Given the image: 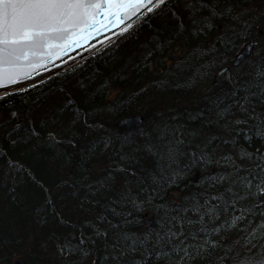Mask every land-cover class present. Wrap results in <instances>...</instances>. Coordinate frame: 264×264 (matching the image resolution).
Masks as SVG:
<instances>
[{"label":"snow or ice","instance_id":"obj_1","mask_svg":"<svg viewBox=\"0 0 264 264\" xmlns=\"http://www.w3.org/2000/svg\"><path fill=\"white\" fill-rule=\"evenodd\" d=\"M241 15L236 11V0H0V89L29 80L36 69L116 28L120 30L117 39L128 40L136 37L145 25L150 27L154 19L168 16L176 21L178 30L200 36L214 29L217 19L240 20ZM244 26L251 27L246 21ZM155 47L158 45L153 44L145 53L147 58L153 56ZM216 75L229 87H221L209 97L206 110L189 116L203 121L201 131L186 132L180 124H156L154 134L147 130L140 133L143 143L137 144L133 152L124 151L129 146L125 140L119 159L106 166V175L84 185L88 197H97L102 192H117L114 186L118 175L130 177L123 180L118 195L105 205L107 212L123 217V224H113L105 212L96 213V222L83 221L84 226L93 229L91 233L81 228L79 236L70 234L54 242L57 256L68 264H83L89 257L92 264H193L194 260L208 259L221 247L214 236L225 225L234 229L239 222L247 220V225L240 229L245 235L226 248L223 256H217L215 264H264V149L252 147L256 140L264 144V64L250 77L236 78L223 67ZM203 78L199 71H193L185 86L194 87ZM110 86V82H105L103 89ZM11 95L5 90L0 94V101L7 103ZM73 103L69 98L68 106ZM5 121L13 124L17 135L26 123L18 111L0 112V123ZM73 123L79 121L74 117ZM87 126L94 128V125ZM204 128L216 131L196 142ZM101 130H104L102 125ZM31 135L39 137L34 125ZM8 139L14 144L20 142L11 134ZM48 139L73 150L64 153L69 161L80 155L81 166L96 151L106 152L114 144L112 134L84 147L75 132L63 137L50 132ZM21 141L27 142V139L21 137ZM217 142L231 151L217 157L213 150ZM138 152L152 158V167L141 166L139 170L133 167L140 164V158L135 155ZM201 165L205 169L220 166L219 171L205 178V183L215 191L194 196L183 205H156L155 226H150L142 214L145 205L155 204L153 193L158 195L185 172L190 173ZM73 177L74 172H70L64 183L76 189L78 196ZM133 180L139 185V191L134 190ZM146 184L153 193L141 197L140 192H147ZM86 202L92 203V200L86 197ZM117 205L140 213V224L145 230L129 231L126 226L136 218L131 211L119 212ZM228 216L230 220L217 225ZM256 217L260 219L257 221ZM105 222L109 227L101 229L99 224ZM99 238L104 241L102 250L96 248ZM42 246L46 247V242Z\"/></svg>","mask_w":264,"mask_h":264},{"label":"trees","instance_id":"obj_2","mask_svg":"<svg viewBox=\"0 0 264 264\" xmlns=\"http://www.w3.org/2000/svg\"><path fill=\"white\" fill-rule=\"evenodd\" d=\"M236 11L242 14L240 20L217 19L216 27L200 36L178 30L176 21L168 16L154 19L151 26L145 25L136 37L117 39L79 65L23 92H12L7 103L0 101V112L18 111L26 121L24 129L18 130L19 135L13 132L12 123H0V264H12L16 260L20 264H68L55 253L53 245L57 239L70 234L79 236L81 228L91 233L93 229L84 226L83 221L96 222L99 212H105L113 224H123V217L113 216L105 205L118 195L123 180L131 178L118 175L114 186L117 192H102L97 197H88L84 185L106 175V166L119 159L125 140L129 146L124 151L133 152L137 144L143 143L140 133L147 130L154 134L156 124H180L185 126L186 132L201 131L203 121L189 119V116L206 110L208 98L221 87H229L216 75L222 67H228L234 77L240 78L250 77L264 64V0H236ZM245 21L251 27L245 28ZM249 42H253L252 54L239 67H234L237 54ZM153 44L158 47L153 49L154 54L149 59L145 53ZM193 71H199L204 78L194 87L185 86ZM105 82L111 85L106 90L103 89ZM69 98L74 101L70 106ZM133 114H140L143 123L130 131L122 129L121 119ZM74 117L79 123H73ZM85 120L94 128H89ZM33 125L39 137L31 135ZM215 131V128H204L196 142ZM50 132L60 137L75 132L82 147L112 134L114 144L106 152L96 151L81 166L80 155L70 161L66 159L64 153L73 150L66 144L52 143L48 139ZM9 134L20 142L12 143ZM21 137L27 142L21 141ZM252 147L264 149V144L256 140ZM213 150L217 157L231 151L218 142ZM135 155L140 158V164L133 166L137 170L141 166L152 167L151 157L143 152ZM219 170V165L206 169L203 165L194 167L171 186L161 189L158 195L146 184L147 192L139 194L144 197L153 193L155 204L145 205L142 218L147 221L150 213L151 226H155L156 205H183L194 196L215 191L205 183V178ZM70 172H74L78 196L76 189L64 183ZM140 174L147 175L146 172ZM133 187L139 191L134 180ZM86 197L92 203H87ZM116 207L122 213L131 211L136 218L126 226L129 231L145 230L140 224V213L120 205ZM259 219L256 217L257 221ZM225 220H230V216L223 217L217 225L224 224ZM247 223V220L239 222L234 229L225 225L221 233L214 236L221 247L208 259H197L193 264H212L217 256H223L226 248L245 235L240 229ZM99 227L104 229L109 225L105 222ZM111 235L110 229L109 238ZM42 242H46V247ZM103 243L102 238L97 239L96 248L102 250ZM83 264H92L91 257Z\"/></svg>","mask_w":264,"mask_h":264},{"label":"water","instance_id":"obj_3","mask_svg":"<svg viewBox=\"0 0 264 264\" xmlns=\"http://www.w3.org/2000/svg\"><path fill=\"white\" fill-rule=\"evenodd\" d=\"M119 31L120 30L116 28L92 38L84 46L70 50V52L67 53L66 55H63L61 59L48 63L45 67L36 69L29 80L22 81L17 86H8L7 89H0V94H2L5 90L12 93V92H17L18 88H23V89L31 88L47 80L50 77L62 73L63 71L69 69L70 67L79 64L80 62L84 61L86 58L94 55L95 53L102 50L104 47L115 42L117 40V35ZM252 51H253V42H249L238 53L235 64H240L246 61L252 54ZM142 123H143V117L140 114H133L121 119L119 125L122 129L130 131L139 127ZM148 218H150V215H148ZM17 261L20 264V261L19 260ZM17 261H15L14 264H17Z\"/></svg>","mask_w":264,"mask_h":264},{"label":"bare ground","instance_id":"obj_4","mask_svg":"<svg viewBox=\"0 0 264 264\" xmlns=\"http://www.w3.org/2000/svg\"><path fill=\"white\" fill-rule=\"evenodd\" d=\"M240 51H241V50H240ZM94 55H95V54H94ZM237 55H238V54H237ZM236 57H237V56H236ZM235 61H236V59H235L234 62H233V66L236 65V64H235ZM223 68H227V69H228V67H223ZM219 71H220V70H219ZM219 71H218V72H219ZM25 90H26V89H25ZM148 215H150V218H148ZM149 219H150V220H149ZM147 222H148V223L150 222V223H149L150 226L152 225V219H151V214H150V213L147 214ZM215 262H216V260H215L212 264H215Z\"/></svg>","mask_w":264,"mask_h":264},{"label":"rangeland","instance_id":"obj_5","mask_svg":"<svg viewBox=\"0 0 264 264\" xmlns=\"http://www.w3.org/2000/svg\"><path fill=\"white\" fill-rule=\"evenodd\" d=\"M110 45H111V44H110ZM108 46H109V45H108ZM108 46H106V47H108ZM106 47H104L103 49H105ZM103 49H102V50H103ZM102 50H100V51H102ZM100 51H99V52H100ZM97 53H98V52H97ZM95 54H96V53H95ZM88 58H89V57H88ZM86 59H87V58H86ZM86 59H85V60H86ZM85 60H84V61H85ZM82 62H83V61H82ZM82 62H80V63H82ZM80 63H79V64H80ZM79 64H77V65H79ZM77 65H74V66H72V67H70V68H73V67H75V66H77ZM70 68H69V69H70ZM27 89H29V88H27ZM16 261H17V260H16ZM14 262H15V261H14ZM14 262H13L12 264H14Z\"/></svg>","mask_w":264,"mask_h":264}]
</instances>
